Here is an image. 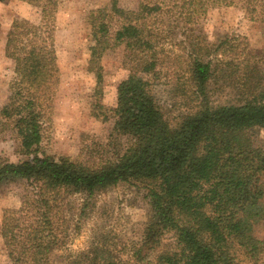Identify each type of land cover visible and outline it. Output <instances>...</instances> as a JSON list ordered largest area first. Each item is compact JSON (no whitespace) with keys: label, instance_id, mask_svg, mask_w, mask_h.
Returning a JSON list of instances; mask_svg holds the SVG:
<instances>
[{"label":"trees","instance_id":"1","mask_svg":"<svg viewBox=\"0 0 264 264\" xmlns=\"http://www.w3.org/2000/svg\"><path fill=\"white\" fill-rule=\"evenodd\" d=\"M31 5L56 4L57 0H23ZM231 5L232 0H185V10L204 13L209 2ZM250 1V0H247ZM158 5L140 3L135 22L113 29L110 10L89 12L87 21L95 40L88 68L102 79L100 58L105 50L125 44L141 53L136 66L150 74L158 49L146 20ZM39 28L16 18L6 35L5 56L14 62L12 105L4 126L11 129L25 159L0 160V188L34 177L46 183L48 194H38L29 204V219L14 236H7L10 249L30 244L37 249L35 264H243L256 262L264 240L232 221L242 211L239 197L250 192L247 163L253 158V133L264 128V70L251 54L244 38L210 42L200 35H187L183 46L186 80L176 85L169 106L174 115L163 117L150 80L132 73L116 87L114 120L104 143L94 150L96 163L74 166L64 157L43 149L45 112L37 95L53 89L59 70L36 54ZM231 97H222L223 92ZM96 92L99 90L96 89ZM119 130L140 135V142L124 147ZM221 150L214 165L215 152ZM94 156V155H93ZM264 161V150L260 155ZM144 192L148 214L140 238L130 251H119L99 242L86 248H70L73 234L80 232L95 207V197L119 184ZM78 195L80 201L71 203ZM175 228L186 248L168 250L161 239ZM72 237V238H71ZM15 242V243H13ZM61 250V261L51 256Z\"/></svg>","mask_w":264,"mask_h":264},{"label":"rangeland","instance_id":"2","mask_svg":"<svg viewBox=\"0 0 264 264\" xmlns=\"http://www.w3.org/2000/svg\"><path fill=\"white\" fill-rule=\"evenodd\" d=\"M185 0H57L56 4L31 5L22 0L0 1V160L17 162L26 158L18 150V141L11 129L4 126L11 109V83L15 76L14 62L5 56L7 32L14 19L25 17L40 30L36 54L58 67L57 85L37 95V102L45 112V136L42 147L47 152L64 157L68 163L92 165L96 163L94 150L111 131L120 80L132 73L147 77L152 84L155 100L163 107L165 120L174 115L169 110L174 87L186 80L185 52L187 35H200L210 42L224 38H244L251 54L256 55L264 70V0H232L231 5L209 2L204 13L185 10ZM158 5L159 10L148 17L146 27L153 31V47L158 49L156 64L150 74H143L136 66L139 50L120 44L104 51L100 58L102 75L97 85L95 70L88 68L89 53L95 40L87 21L89 12L110 10L113 29L123 22H135L138 5ZM96 89L99 92H96ZM225 90L222 97H231ZM253 158L247 163L250 192L239 197L242 211L232 221L243 225L253 237L264 240V128L253 133ZM118 141L124 147L140 142V135L119 130ZM94 155V156H93ZM221 157L215 152L214 165ZM46 183L34 177L0 188V264H8L10 249L7 236H14L29 219V204L38 194H48ZM95 207L77 234H73L70 248L80 250L91 242H99L119 251H130L131 243L141 235L148 214L142 189L130 184H119L95 197ZM80 201L78 195L71 203ZM15 243V242H13ZM168 250L181 251L187 243L175 228L166 229L161 239ZM12 255L15 264H35L37 249L21 243ZM61 250H55L51 261H61ZM264 264V250L256 262Z\"/></svg>","mask_w":264,"mask_h":264},{"label":"crops","instance_id":"3","mask_svg":"<svg viewBox=\"0 0 264 264\" xmlns=\"http://www.w3.org/2000/svg\"><path fill=\"white\" fill-rule=\"evenodd\" d=\"M0 1H2V0H0ZM23 1V0H22ZM25 2V1H24ZM20 18H24V19H27V18H25V17H20ZM27 20H29V19H27ZM30 21V20H29ZM13 22V21H12Z\"/></svg>","mask_w":264,"mask_h":264}]
</instances>
